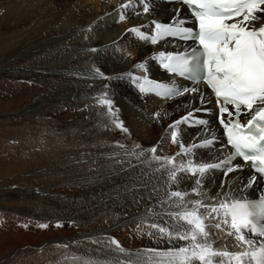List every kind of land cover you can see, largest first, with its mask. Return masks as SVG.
I'll return each instance as SVG.
<instances>
[{
	"label": "bare ground",
	"instance_id": "bare-ground-1",
	"mask_svg": "<svg viewBox=\"0 0 264 264\" xmlns=\"http://www.w3.org/2000/svg\"><path fill=\"white\" fill-rule=\"evenodd\" d=\"M45 1L52 4L47 12L43 13L40 10L32 14L33 19H31L29 29L24 30V35L22 37L19 35L20 38L13 43L12 47H8L7 51L12 52L11 55L13 56L20 54L22 57L27 55V52L49 51L50 55L46 59L47 61L40 65L51 64L54 65L53 67L56 66L58 72L61 69L65 72L62 79L59 78L63 82V87L61 86L59 89H63L64 95L58 96L56 94L54 101L50 99L56 105L52 114L60 119L65 118V125L73 127L76 124L92 129L96 121L102 122L105 126L113 127H117V122H122L123 127L127 129L125 132L117 127L119 135L117 133L113 135L112 132L109 133L106 130L102 134L112 139L114 136V144L95 148L97 158L103 159L100 161L103 166L98 169L106 176L103 177L105 178L104 184L99 185L98 188L103 194L111 196L113 206H118L128 212L127 216L122 218L120 222L113 224L109 229L105 228V232L114 236L126 252L121 253L117 248H111L104 244L97 243V247L110 252L114 263L141 264L136 255L130 256L128 254H136L139 250L149 248L166 250L169 247L186 245L189 243L188 241L172 240L169 242L167 238L161 239L157 230L150 227L153 223L171 226L175 222L167 213L183 211L182 208L175 206L174 202L177 198L169 199L170 193L180 191L188 194L185 197L186 201L200 200L207 203L223 194L226 188L230 192L236 189L234 186L227 187L229 178L216 174L190 176L186 172L177 171L176 180L170 179L169 171L178 169L180 165L186 166L189 162L191 164H203L212 161V158H206V152L197 148H192L184 156L178 154L181 144L186 146L198 140L199 131L196 129L179 131L177 142L169 140L170 129L166 127V124L171 118L183 112V108L189 103V97H180L170 103H163L158 100L160 94L156 90L148 91L146 97L140 93L136 79L139 68L134 66L137 63L146 65L148 61H145V57L152 50L155 52L156 49L150 45L149 40H142L135 32L129 31L135 26H142L143 29H147V25H144L143 21L120 20L121 13H128L134 8L131 6L121 8V4H124L126 0ZM33 2H35L34 6L42 3V1L36 0H32L31 3ZM159 5L161 12L166 13L167 16L172 14L166 4L161 3ZM263 21L264 19L261 20V22ZM4 23L7 26L4 28L6 33L14 32L10 29L11 27L8 28V25L10 26L8 22ZM5 25L3 24V26ZM4 35L2 34L0 38L2 39ZM5 63L7 64V62ZM97 69L103 75L97 74ZM2 75L4 76V74ZM36 75V73L31 72L27 81H32ZM31 81L26 82L30 88L27 95L19 93L21 97H15V93L14 95L6 93L11 98L9 104L12 105L16 101L17 105L15 106L21 108L20 112H26L29 108L37 106V104H32L27 107L26 104L31 98V94L39 95L46 91L42 87H38V83L29 84ZM23 82L25 83V80ZM148 88L152 87L148 86ZM12 90L14 91L13 87ZM49 92L52 94L54 91ZM59 92L61 91L59 90ZM48 93L46 98L47 96L50 97ZM102 98L112 101V112H109L107 105L100 108L99 101ZM82 106L85 107L84 113L79 111ZM113 113L115 114L113 115ZM85 115H87V120L84 119ZM76 116L82 117V119H76ZM122 135L125 139L121 141L119 138ZM153 148L156 149L155 153L150 151ZM154 156L174 158V162L165 165L164 160L154 159ZM109 161H112V165L107 164ZM162 165L165 166L162 167ZM196 180L200 181L199 185L196 184ZM194 188L196 189L195 192L193 191ZM189 207L192 205L189 204ZM67 225H69L67 228L52 226L53 230L49 235L42 230V228L48 227L41 229L37 227L38 231L34 232L30 240H25L26 242L22 241L23 238L22 240L5 239L8 244L0 247V255L15 252L16 248L24 245L40 244L44 237L50 236L59 239V236L66 233L71 235L78 231L70 224ZM19 227V230L22 229ZM208 231L211 234L210 228ZM3 234L7 233L3 232ZM94 234L101 235L99 232ZM21 235L23 234L21 233ZM89 239L96 241L95 237ZM209 243L213 245L214 250L221 249V243L211 235L209 236Z\"/></svg>",
	"mask_w": 264,
	"mask_h": 264
},
{
	"label": "rangeland",
	"instance_id": "rangeland-1",
	"mask_svg": "<svg viewBox=\"0 0 264 264\" xmlns=\"http://www.w3.org/2000/svg\"><path fill=\"white\" fill-rule=\"evenodd\" d=\"M36 1L42 3L34 6L32 0H0V36L5 34L0 38V247L8 244L5 239L30 240L38 231L37 227L42 228L41 225H47V230H42L48 235L53 230L52 226L67 228V224L79 232L66 233L64 237L59 236L61 239L44 237L42 244L32 245L34 247H18L15 252L1 254L0 264H117L112 262L110 252L96 244L117 248L112 240H118L105 232V228L120 222L128 212L113 206L111 196L103 194L98 188L104 184L103 177L106 176L98 169L103 166L100 163L103 159L97 158L95 148L113 145L114 136L112 139L102 133L107 130L119 135L118 128L105 126L100 121H96L92 129L76 124L73 127L65 125V118L52 114L56 105L51 101L57 95H64L63 89L59 88L63 87L60 79L65 72L63 69L58 72L51 64L48 67L40 65L47 61L49 51L27 52L24 57L20 54L13 56L7 51L24 35V30L29 29L32 14L40 10L47 12L52 5L45 0ZM4 22H8V28L11 27L14 32L6 33ZM31 72L37 77L29 80V84L38 83V87L46 91L37 94L38 97L31 94L26 105L37 106L20 112L21 108L15 106L16 101L9 104L11 98L7 94L15 93V97L27 95L30 90L27 77ZM49 91L55 93L50 94ZM46 92L50 97L46 98ZM83 110L81 107L80 112L84 113ZM84 119H88L87 115ZM120 138L121 141L125 139L123 135ZM107 164L112 165V161ZM96 232L101 235H95ZM90 237H95L96 241H90Z\"/></svg>",
	"mask_w": 264,
	"mask_h": 264
},
{
	"label": "snow or ice",
	"instance_id": "snow-or-ice-1",
	"mask_svg": "<svg viewBox=\"0 0 264 264\" xmlns=\"http://www.w3.org/2000/svg\"><path fill=\"white\" fill-rule=\"evenodd\" d=\"M188 7L192 16L198 24V30L183 27V19L177 17L172 25L155 23L156 33L146 36L138 28L129 29L135 32L142 40H150L156 44L159 39L165 37L179 38L181 40H192L199 45V50L193 48L189 54L185 53H159L166 60L163 67L180 76L187 75L192 80H203L212 90L217 101L222 99L223 107L220 113H227V121L220 119V124L225 129L227 144L233 149L232 154L218 164H204L198 167H185L180 165L178 169L169 171V177L175 181L177 171L191 172L193 176L197 173L203 175L208 169L220 168L230 165L233 157H240L249 167L258 174L252 177L255 182L264 178V0H176ZM121 8L128 7L121 4ZM143 11H149L145 4ZM125 16L120 15L123 21ZM258 25V26H257ZM163 62V61H162ZM134 67L143 69L144 63H137ZM97 74L103 75L99 69ZM140 79V78H136ZM145 83L151 84L147 78ZM163 89L160 95L169 97L173 94L182 95L186 92H199L198 88L187 89L183 92L176 88L156 85ZM155 88H144L141 91H154ZM203 100V94L201 93ZM107 105L112 112V101L102 98L99 101ZM232 106L230 111L228 106ZM243 109V111H242ZM115 113H113L114 115ZM248 115L246 123H241L239 117ZM192 113L176 121L171 128H175L183 121H187ZM199 124L207 121L199 120ZM117 127L127 131L122 122H117ZM173 142H177V133H171ZM207 141L206 143H211ZM195 147V146H194ZM181 153H189L191 148L180 145ZM155 153L156 149L150 150ZM180 154V153H178ZM164 160L165 165L174 162V158L153 157ZM165 165H162L165 166ZM191 165V162H189ZM234 171L228 166L227 172ZM199 185L200 181L196 180ZM195 192L196 189L194 188ZM187 193L172 191L169 199L177 198L174 202L177 208L183 211L168 212L167 215L175 222L171 226H162L157 223L150 225L156 229L159 238L188 241L184 246L169 247L168 249L149 248L139 250L136 255L141 264H223L219 258L228 257L229 264H244V257L250 256L255 264H264V243L258 251L251 253L233 254L227 251H216L209 243L210 233L209 221H216L222 217L224 224H229L236 234L237 241H245L244 230L249 234L259 233L264 237V195L258 200L234 199L230 204L221 202L216 206L207 205L200 200L186 201ZM189 204L192 207H189ZM203 209V212L201 211ZM217 229L221 227L220 222L214 225ZM47 227V225H41ZM152 235V233H149ZM229 235H233L232 232ZM121 253L126 250L119 242L112 240Z\"/></svg>",
	"mask_w": 264,
	"mask_h": 264
}]
</instances>
